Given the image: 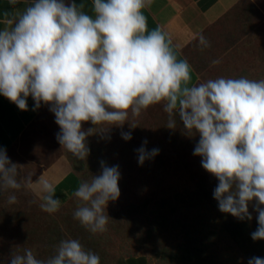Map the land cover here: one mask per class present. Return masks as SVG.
<instances>
[{
  "label": "clouds",
  "instance_id": "9594fccd",
  "mask_svg": "<svg viewBox=\"0 0 264 264\" xmlns=\"http://www.w3.org/2000/svg\"><path fill=\"white\" fill-rule=\"evenodd\" d=\"M152 2L91 0L89 13L76 0H29L0 28V95L21 111L28 110V97L33 110L49 106L58 143L82 161L90 153L89 136L126 122L135 128L132 120L162 104L166 127L175 129L178 117L185 134L199 136L193 155L218 180L213 196L219 210L250 221L252 205L258 226L251 238L264 240V79L221 76L193 84L191 65L178 58L170 36L148 29L144 10ZM198 41L201 50L211 46L202 34ZM85 123L92 127L85 130ZM121 136L132 139L130 131ZM147 143L136 149L141 166L159 154ZM19 166L0 147V192L11 190L7 202L15 204L16 190L35 185L42 211L57 212L61 201L53 183L43 176L21 178ZM100 167L73 193V218L92 234L107 231L108 203L121 195L119 166L102 160ZM8 264H100V257L78 239L65 238L47 259L24 248L12 252ZM248 264H264V258L251 257Z\"/></svg>",
  "mask_w": 264,
  "mask_h": 264
},
{
  "label": "rangeland",
  "instance_id": "374dc122",
  "mask_svg": "<svg viewBox=\"0 0 264 264\" xmlns=\"http://www.w3.org/2000/svg\"><path fill=\"white\" fill-rule=\"evenodd\" d=\"M201 34L210 47L201 50L198 36L184 48L198 83L221 76L264 79V0H240ZM217 59L220 63L213 65ZM176 119V128L169 129L163 105H153L132 120L135 128L126 122L122 128L89 136L90 153L82 161L61 148L55 116L42 104L38 118L7 153L22 165L19 176L34 180L64 157L83 181L91 180L103 160L119 166L121 195L108 203L107 231L92 234L73 218L75 197L49 214L32 189L16 190L15 204L7 202L11 190L0 192V264H8L11 253L24 248L47 259L65 238L78 239L99 255L100 264H126L132 256H146L152 264H248L251 257L264 258V240L251 238L258 226L252 205L250 221L219 210L213 196L218 180L202 168L201 157L193 155L199 136L185 134ZM122 131H130L132 139L125 141ZM145 139L146 148H157L159 154L141 166L136 149Z\"/></svg>",
  "mask_w": 264,
  "mask_h": 264
},
{
  "label": "crops",
  "instance_id": "0c3cea01",
  "mask_svg": "<svg viewBox=\"0 0 264 264\" xmlns=\"http://www.w3.org/2000/svg\"><path fill=\"white\" fill-rule=\"evenodd\" d=\"M239 1L153 0L151 6L144 10V14L147 17L149 30L159 27L170 36L178 58L186 59L191 65L192 83L196 84L199 76L186 57L184 48L226 15ZM28 3L29 0H18L16 5H11L9 0H0V28L5 26L3 21L6 18H11L16 12L23 11ZM76 3H84V10L91 12V0H76ZM27 104L28 110L21 111L14 103L0 95V147L5 148L7 153L14 148L40 114V108L33 110L35 102L31 97H28ZM41 176L53 183L55 195L60 199L61 207L74 197L73 193L82 181L69 160L64 157L46 167L33 182ZM31 189L40 199L38 188L34 185Z\"/></svg>",
  "mask_w": 264,
  "mask_h": 264
},
{
  "label": "trees",
  "instance_id": "16d2710c",
  "mask_svg": "<svg viewBox=\"0 0 264 264\" xmlns=\"http://www.w3.org/2000/svg\"><path fill=\"white\" fill-rule=\"evenodd\" d=\"M76 172V171H75ZM77 173V172H76ZM78 174V173H77ZM79 175V174H78ZM80 176V175H79ZM82 179V177L80 176ZM83 181V180H82ZM81 181V182H82ZM126 264H152V261L146 256H132L126 261Z\"/></svg>",
  "mask_w": 264,
  "mask_h": 264
}]
</instances>
